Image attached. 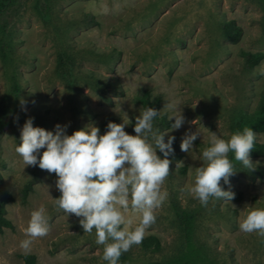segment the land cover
Here are the masks:
<instances>
[{
  "label": "rangeland",
  "instance_id": "rangeland-1",
  "mask_svg": "<svg viewBox=\"0 0 264 264\" xmlns=\"http://www.w3.org/2000/svg\"><path fill=\"white\" fill-rule=\"evenodd\" d=\"M87 14L100 24L87 22ZM263 14V0H19L6 11L0 18V36L12 48L7 62L0 54V99L15 80L21 92L0 132V173L15 198L7 204L15 229L0 233V264H22L24 253L36 254L38 264H108L95 230L84 232L80 218L68 217L56 206L60 192L55 173L26 167L15 147L29 116L35 118L34 126L47 130L67 124L69 135L89 123L103 134L108 120L121 123L124 113L134 124L144 110L137 97L145 89L153 99H162L160 110L166 103L180 106L186 123L169 133L176 140L164 184L168 196L145 235L158 237L162 248L134 245L125 253L129 260L119 264L162 262L184 249L173 200L195 214V240L209 264H264V236L239 230L248 211L264 208V157L251 156L257 168L235 170L230 185H223L241 198L210 199L205 207L188 191L212 132L227 139L234 121L258 108L264 61L251 67L242 52H264ZM232 19L243 30L237 43L223 35L225 22ZM63 54L70 59V80L58 72ZM116 82L123 93L106 86L100 92L98 85ZM21 98L27 112L21 109ZM189 129H200L203 136L186 153L180 144ZM125 130L134 134L132 125ZM256 133L264 142V133ZM29 181L33 190L23 202L22 189ZM41 204L48 211L50 231L24 250L20 243L27 238L31 212Z\"/></svg>",
  "mask_w": 264,
  "mask_h": 264
},
{
  "label": "clouds",
  "instance_id": "clouds-1",
  "mask_svg": "<svg viewBox=\"0 0 264 264\" xmlns=\"http://www.w3.org/2000/svg\"><path fill=\"white\" fill-rule=\"evenodd\" d=\"M20 105L27 112L22 98ZM165 110L170 113L169 121L174 122L170 128L161 130L154 121ZM121 119V123L110 121L103 134L98 126L89 123L69 135L67 124H56L54 130H47L34 126L35 118L29 116L15 147L26 167L38 166L55 173V187L60 192L56 206L68 217L80 218L84 232L95 230L96 243L104 246L102 259L108 264H119L122 254L140 245L156 222V210L168 196L164 184L170 174V157L175 152L176 137L169 133L186 123L181 107L174 103H166L163 110L148 107L140 111L134 124L127 113ZM129 125L134 134L125 130ZM225 135L212 132L208 146L200 153L202 165L195 168L194 183L188 189L205 207L210 199L224 202L234 199L235 193L223 187L230 185V177L236 172L233 161L250 171L258 166L250 153L261 134L245 127L227 139ZM201 136L200 129L185 131L181 151L192 152L194 142ZM49 221L43 204L33 210L25 229L27 238L20 247L29 250L34 239L47 236ZM239 230L264 236V208L248 211L239 223Z\"/></svg>",
  "mask_w": 264,
  "mask_h": 264
},
{
  "label": "trees",
  "instance_id": "trees-1",
  "mask_svg": "<svg viewBox=\"0 0 264 264\" xmlns=\"http://www.w3.org/2000/svg\"><path fill=\"white\" fill-rule=\"evenodd\" d=\"M19 0H0V18L8 11L11 7L15 6ZM263 10H264V0H263ZM88 15V14H87ZM87 22L94 25H99V21L94 15L89 14L87 16ZM264 21V14H263ZM242 27L239 26L236 20H228L223 26V35L230 42L237 43L242 36ZM11 42L4 36H0V54L2 59L7 62L10 58L11 53ZM242 56L245 58L248 65L251 67L259 65L264 61V52H242ZM69 57L67 55H61L58 61V72L65 77L66 80H70L73 76L72 68L67 66L69 63ZM100 92H103V88L106 86L108 89L114 91H120L123 93V87L120 83H112L98 85ZM21 92V87L17 80L14 81L11 90L0 99V132L4 129L8 115L11 112V106L13 101L19 96ZM111 101V99H108ZM137 102L142 105L144 109L148 107H154L157 110L161 109L162 99L160 97L153 99L151 91L149 89L143 90V92L137 97ZM116 122L117 119L113 118L108 120L105 125L104 132L107 130V124L109 122ZM173 121H169L166 115L158 116L154 124L161 130L171 127ZM245 127H252L254 132L264 133V91L262 93L261 100L259 102L258 108L253 112H245L240 115L233 123L232 133L243 130ZM231 133V134H232ZM230 158L232 154L230 153ZM251 156H262L264 157V142L258 139V142L254 145L253 150L250 153ZM181 156V155H180ZM235 165V170H245L246 168L238 161H233ZM182 172H186L187 167H183ZM33 190V182L29 181L22 189V201L26 202L28 197ZM234 198H241V195H235ZM15 198L10 190L6 187L3 180V176L0 173V233L4 232L6 229H15V225L10 218L7 217V204L13 201ZM173 208L176 213L177 221L179 227L185 237V247L175 256L168 258L162 262H153L152 264H209V259L204 254L202 248L197 244L195 240L196 231V217L191 211L184 209L180 203L176 200L172 201ZM142 247L145 249H152L155 251H160L162 248L161 241L158 237L152 235L143 239L141 243ZM23 259L22 264H38V259L36 254L24 253L21 255ZM129 257L123 253L120 257V262H126Z\"/></svg>",
  "mask_w": 264,
  "mask_h": 264
}]
</instances>
